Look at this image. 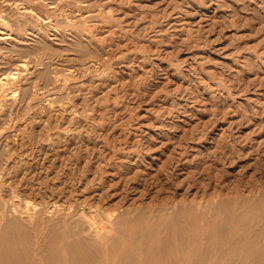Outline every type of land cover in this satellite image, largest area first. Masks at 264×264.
<instances>
[{"label": "rangeland", "instance_id": "374dc122", "mask_svg": "<svg viewBox=\"0 0 264 264\" xmlns=\"http://www.w3.org/2000/svg\"><path fill=\"white\" fill-rule=\"evenodd\" d=\"M1 27L0 264H264V0H0Z\"/></svg>", "mask_w": 264, "mask_h": 264}, {"label": "bare ground", "instance_id": "6f19581e", "mask_svg": "<svg viewBox=\"0 0 264 264\" xmlns=\"http://www.w3.org/2000/svg\"><path fill=\"white\" fill-rule=\"evenodd\" d=\"M4 2H5V1H4ZM7 3H9V2H7ZM10 3H11V2H10ZM12 8H13V7H12ZM25 9H26V8H25ZM83 15H84V14H83ZM7 20H8V19H7ZM55 25H56V24H55ZM10 26H11V25H10ZM13 27H14V26H13ZM5 29H6V28H5ZM5 29H3V27L0 28V37H4V35H5L6 31H7V30L5 31ZM56 29H57V28H56ZM110 29H111V28H110ZM10 30H11V29H10ZM44 31H45V30H44ZM10 32H11V31H10ZM7 35H8V34H7ZM10 35H11V34L9 33V36H10ZM9 36H8V37H9ZM34 42H35V41H34ZM128 48H129V47H128ZM84 53H85V52H84ZM86 55H87V54H86ZM97 60H98V59H97ZM90 64H91V63H90ZM92 64H94V63H92ZM92 64H91V66H92ZM101 64H102V63H101ZM69 67H70V66H69ZM90 68H91V67H90ZM95 68H96V67H95ZM9 69H10V68H9ZM16 69H17V68H16ZM91 69H92V68H91ZM143 69H144V68H143ZM59 70H60V69H59ZM81 70H82V69H81ZM71 72H72V71H71ZM8 73H9V71H8ZM75 73H76V72H75ZM6 74H7V73H6ZM6 74H5V75H6ZM9 75H10V74H9ZM88 75H89V74H88ZM91 75H92V74H91ZM7 76H8V74H7ZM3 77H4V76H3ZM67 77H68V76H67ZM89 77H90V76H89ZM7 78H8V77H7ZM10 78H11V77H10ZM87 78H88V77H87ZM92 78H93V77H92ZM1 80H2V77H1ZM9 80H10V79H9ZM88 82H89V81H88ZM74 83H75V82H74ZM3 84H4V83H3ZM22 85H23V84H22ZM89 85H90V84H89ZM95 85H96V84H95ZM95 85H94V86H95ZM56 86H57V85H56ZM100 87H101V86H100ZM80 89H81V88H80ZM11 95H12V94H11ZM76 95H77V94H76ZM91 95H92V94H91ZM18 97H19V96H18ZM25 97H26V96H25ZM87 101H88V100H87ZM9 107H10V106H9ZM101 110H102V109H101ZM145 114H146V113H145ZM70 118H71V117H70ZM102 119H103V118H102ZM79 120H80V119H79ZM103 120H104V119H103ZM77 121H78V120H77ZM86 121H87V120H86ZM92 121H93V120H92ZM84 122H85V121H84ZM146 123H147V122H146ZM81 127H82V126H81ZM81 127H80V128H81ZM100 129H101V128H100ZM5 131H6V130H5ZM101 131H102V130H101ZM76 145H77V144H76ZM103 159H104V158H103ZM100 160H101V159H100ZM92 167H93V166H92ZM65 203H66V202H65ZM1 204H2V203H1ZM1 204H0V207H1V206L4 207V206L1 205ZM9 205H10V204H9ZM50 206H51V205H50ZM23 207H24V206H23ZM53 207H54V206H53ZM0 209H1V208H0ZM23 209H24V208H23ZM50 209H51V208H50ZM52 209H53V208H52ZM1 210H2V209H1ZM24 210H25V209H24ZM6 211H7V210H6ZM19 211H20V210H19ZM58 211H59V210H58ZM9 212H10V211H9ZM33 213H34V212H33ZM60 213H61V212H60ZM4 214H5V212H4ZM4 216H5V215H4ZM4 216H3V217H4ZM15 216H16V215H15ZM15 216H14V217H15ZM27 216H28V215H27ZM61 216H62V215H61ZM5 217H6V216H5ZM5 217L3 218V220L5 219ZM10 217H12V216H10ZM15 218L17 219L18 217H15ZM15 218H13V219H15ZM13 219H12V220H13ZM28 219H29V218H28ZM70 219H71V218H70ZM3 220H2V221H3ZM19 220H20V219H19ZM22 220H23V219H22ZM22 220H21V221H22ZM37 221H38V220H37ZM49 221H50V220H49ZM10 222H11V221H10ZM19 222H20V221H19ZM2 223H3V222H2ZM5 223H6V222H5ZM38 223H39V222H38ZM10 224H11V223H10ZM24 224H25V223H24ZM63 225H64V224H63ZM6 226H7V225H6ZM19 226H20V225H19ZM26 226H27V225H25V227H26ZM15 227H16V226H15ZM17 227H18V224H17ZM17 227H16V228H17ZM25 227L22 228V229L25 230ZM2 228H3V227H2ZM20 228H21V227H19V230L21 231L22 229H20ZM26 228H27V227H26ZM5 231H6V230H5ZM7 231H8V230H7ZM11 231H12V230H11ZM11 231H10V232H11ZM22 231H23V230H22ZM28 231H29V230H28ZM3 232H4V230H3ZM15 232H16V231H15ZM6 233H7V232H6ZM8 233H9V232H8ZM26 233L29 234L27 231H26ZM13 234H14V233H13ZM20 234H21V233H20ZM14 235H15V234H14ZM12 236H13V235H12ZM16 236H18V235H16ZM19 236H20V235H19ZM27 236H28V235H27ZM27 236H25V237L22 236L21 238H23V237H24V238H27ZM0 237H1V236H0ZM15 238H16V237H15ZM15 238H14V239H15ZM21 238H20V239H21ZM84 238H85V237H84ZM11 239H13V237H12ZM17 239H18V238H17ZM17 239H15V241H18ZM75 239H76V238H75ZM82 239H83V238H82ZM2 240H3V239H2ZM2 240H1V242H2ZM8 240H10V239H8ZM8 240H7V241H8ZM21 240H22V242H21ZM21 240H20V242L23 243L24 240H23V239H21ZM26 240H27V239H26ZM38 240H39V239H38ZM10 241H12V240H10ZM91 241H92V240H91ZM24 243H25L26 245H27V244L29 245V243H27L26 241H25ZM24 243H23V244H24ZM4 244H5V243H4ZM10 244H12V246H13L14 243H10ZM23 244H19V245H22V247H25V246H23ZM25 244H24V245H25ZM6 245H7V244H6ZM17 245H18V244H17ZM3 246H5V245H3ZM9 246H11V245H9ZM29 246H30V245H29ZM0 247H1V245H0ZM2 248H3V247H2ZM11 248H12V247H8V246H6V249H4V252H2L1 256H4V255H5V256L13 257V256H14V253H15V251H16V249H15V251H14V250H11ZM15 248H16V247H15ZM29 248H30V247H28L27 251L30 250L29 253L31 254V248H30V249H29ZM0 249H1V248H0ZM12 249H14V247H13ZM18 249H19V248H18ZM22 249H23V248H22ZM2 251H3V250H2ZM27 251H26V252H27ZM17 253H18V250H17ZM27 253H28V252H27ZM29 253H28V254H29ZM224 253H225V252H224ZM257 254H258V253H257ZM19 255H20V253H19ZM97 255H98V254H97ZM15 256H16V254H15ZM21 256H22V253H21ZM24 256H25V255H24ZM31 256H32V254H31ZM101 256H102V255H101ZM19 257H20V256H19ZM27 257L29 258V256H27ZM27 257H26V259H27ZM103 257H104V256H103ZM8 258H9V257H8ZM34 258H35V257H34ZM36 258H37V257H36ZM11 259H13V258H11ZM15 259H16V258H15ZM4 260H6V259H4ZM4 260H3V261H4ZM8 260H9V259H8ZM28 260H29V259H28ZM3 261H2V262H3ZM14 261H15V260H14ZM18 261H19V260H18ZM26 261H27V260H26ZM8 263H9V262H8ZM10 263H11V262H10ZM27 263H28V262H27ZM33 263H34V262H33ZM33 263H32V264H33ZM37 263L39 264V262H37ZM13 264H18V262L15 261ZM19 264H23V263L20 261ZM72 264H73V263H72Z\"/></svg>", "mask_w": 264, "mask_h": 264}]
</instances>
